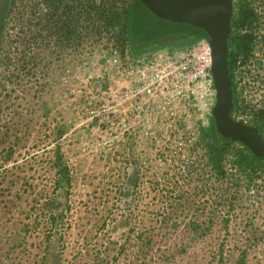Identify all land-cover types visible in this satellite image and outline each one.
I'll return each instance as SVG.
<instances>
[{
	"label": "rangeland",
	"instance_id": "1",
	"mask_svg": "<svg viewBox=\"0 0 264 264\" xmlns=\"http://www.w3.org/2000/svg\"><path fill=\"white\" fill-rule=\"evenodd\" d=\"M41 9L13 0L0 28V264H264V164L241 167L236 144L218 172L188 135H120L97 95L180 48L62 43Z\"/></svg>",
	"mask_w": 264,
	"mask_h": 264
},
{
	"label": "built area",
	"instance_id": "2",
	"mask_svg": "<svg viewBox=\"0 0 264 264\" xmlns=\"http://www.w3.org/2000/svg\"><path fill=\"white\" fill-rule=\"evenodd\" d=\"M249 2L255 8L264 5V0ZM212 62L210 39L204 36L183 50L166 55L155 52L124 64L119 71L118 90L110 88L106 93L105 89H98L108 122L120 126V135H188L182 144L191 149L202 135L216 102ZM243 83L233 117L264 133V116L253 119L248 113L247 77ZM180 167L194 168L183 164Z\"/></svg>",
	"mask_w": 264,
	"mask_h": 264
},
{
	"label": "trees",
	"instance_id": "3",
	"mask_svg": "<svg viewBox=\"0 0 264 264\" xmlns=\"http://www.w3.org/2000/svg\"><path fill=\"white\" fill-rule=\"evenodd\" d=\"M77 5L78 9L73 12V16H71V8L66 11L68 20L63 28L66 33L63 41L78 42L82 31H92L100 35L107 31L114 36L115 45L121 54L128 51L134 56H139L148 49L160 48L164 45L183 50L199 38L208 37L200 27L158 17L141 0H78ZM54 19L52 16L47 23L53 22L54 31L51 33L58 34L60 27L55 24ZM52 25L49 27L51 28ZM231 35L229 37V68L232 77ZM234 110L235 101L232 114ZM206 133L207 129L198 139L196 148H200L199 145L202 144L208 152V161L218 172L223 170L226 152L236 144L242 147L237 150L241 167L255 170L264 164V158L254 155L245 144L232 142L220 135L213 117L210 126L211 135ZM262 134L264 135L263 132Z\"/></svg>",
	"mask_w": 264,
	"mask_h": 264
},
{
	"label": "water",
	"instance_id": "4",
	"mask_svg": "<svg viewBox=\"0 0 264 264\" xmlns=\"http://www.w3.org/2000/svg\"><path fill=\"white\" fill-rule=\"evenodd\" d=\"M155 15L174 22L202 28L212 46V75L217 91L212 109L220 135L245 144L251 152L264 158V135L253 125L235 119L233 80L229 68V37L232 32L234 0H141Z\"/></svg>",
	"mask_w": 264,
	"mask_h": 264
},
{
	"label": "flooded vegetation",
	"instance_id": "5",
	"mask_svg": "<svg viewBox=\"0 0 264 264\" xmlns=\"http://www.w3.org/2000/svg\"><path fill=\"white\" fill-rule=\"evenodd\" d=\"M250 0H246L248 2ZM13 0H0V28ZM245 0H234L231 35L232 80L234 101L238 102L247 77L248 113L253 119L264 116V5L255 8ZM78 0H40L41 18L46 23L53 16L58 30L57 39H65L63 28L67 23L66 11L71 16L78 9ZM45 10V11H44ZM69 15V14H68ZM70 16V17H71ZM199 166L197 169H201Z\"/></svg>",
	"mask_w": 264,
	"mask_h": 264
}]
</instances>
